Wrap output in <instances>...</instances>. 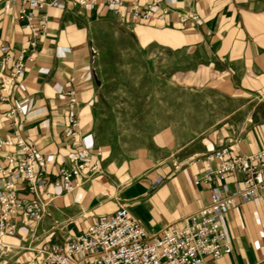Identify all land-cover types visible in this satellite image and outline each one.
I'll list each match as a JSON object with an SVG mask.
<instances>
[{
  "label": "crops",
  "instance_id": "0c3cea01",
  "mask_svg": "<svg viewBox=\"0 0 264 264\" xmlns=\"http://www.w3.org/2000/svg\"><path fill=\"white\" fill-rule=\"evenodd\" d=\"M56 1L46 9L50 30L36 60L0 106V140L15 137L8 113L21 109L18 132L37 146L52 198L39 222L16 218L0 264L32 262L121 206L149 229L182 228L210 200L195 184L206 154L237 136L244 152L264 148V0H161L171 14L159 19L158 8L139 22L128 9L119 16ZM187 14L199 23L183 22ZM0 40L13 49L27 42L8 0H0ZM68 92L79 100V148L64 136ZM241 106L251 110L240 123ZM7 154L23 157L17 147L0 150L2 167ZM78 161L86 181L67 192L53 177ZM222 222L232 252L208 264H264V199L238 205Z\"/></svg>",
  "mask_w": 264,
  "mask_h": 264
},
{
  "label": "built area",
  "instance_id": "2783aa9c",
  "mask_svg": "<svg viewBox=\"0 0 264 264\" xmlns=\"http://www.w3.org/2000/svg\"><path fill=\"white\" fill-rule=\"evenodd\" d=\"M17 8V20L26 32V45L13 49L0 40V106L11 100L18 79L29 62H34L42 42L48 37L50 18L46 9L59 6L53 0H8ZM75 7L113 8L123 16L126 9L133 21H150L161 8V0H67ZM171 8L162 7L159 19L171 14ZM181 20L199 23L196 15H185ZM12 63L13 67L8 70ZM67 127L64 136L74 141L79 136V100L74 92H68L66 100ZM20 108L8 113L15 137L0 140V150L17 147L23 155L16 158L7 154L8 165L0 166V255L6 248L5 239L18 231L16 218L41 220L48 210L52 193L48 187L50 177L39 157L34 143L26 142L19 134L16 119ZM243 139L230 138L226 144L204 156L208 164L195 184L210 191L209 203L190 214L182 228L172 225L155 231L147 228L126 206L119 207L111 215L95 218L78 236L70 241L56 242L41 251L40 258L27 264H208L232 252L222 219L238 205L264 199V148L253 153L243 151ZM89 158L87 150L79 152ZM101 155V153H98ZM216 162V167L210 164ZM87 165L78 161L70 168H59L53 177L58 186L65 184L67 192L82 186L86 181ZM92 166L89 173L97 172ZM235 177L233 183L227 182ZM20 186L24 189L20 190ZM47 200V201H46Z\"/></svg>",
  "mask_w": 264,
  "mask_h": 264
},
{
  "label": "rangeland",
  "instance_id": "374dc122",
  "mask_svg": "<svg viewBox=\"0 0 264 264\" xmlns=\"http://www.w3.org/2000/svg\"><path fill=\"white\" fill-rule=\"evenodd\" d=\"M195 100V103H197V99H194ZM197 105H198V103H197ZM197 105H196V107H197ZM212 106H213V104H212ZM248 110V111H247ZM251 109H247V107H244V106H241L240 108H239V111H238V117H239V119H240V123L241 122H243V121H245V117H246V114L250 111ZM192 111H194L195 113H196V115H198V113H199V111H200V108H199V105H198V107L196 108V109H193ZM209 111V110H208ZM212 111L215 113V112H220L221 110L219 109H217L216 110V108H212ZM226 111V109H223V112H225ZM213 114V113H212ZM193 127H198L197 125L196 126H193ZM47 212H48V210H47ZM47 212H46V214H47ZM45 214V215H46ZM32 221H34L35 223H37V222H39V221H35V220H32ZM43 249H46L47 250V248H44L43 247Z\"/></svg>",
  "mask_w": 264,
  "mask_h": 264
}]
</instances>
